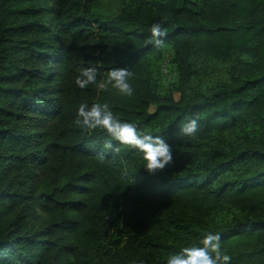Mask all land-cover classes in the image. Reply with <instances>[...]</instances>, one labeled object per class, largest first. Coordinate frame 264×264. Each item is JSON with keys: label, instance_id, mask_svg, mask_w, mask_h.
I'll list each match as a JSON object with an SVG mask.
<instances>
[{"label": "trees", "instance_id": "1", "mask_svg": "<svg viewBox=\"0 0 264 264\" xmlns=\"http://www.w3.org/2000/svg\"><path fill=\"white\" fill-rule=\"evenodd\" d=\"M116 65L133 96L74 82ZM81 102L163 135L173 163L149 174L128 146L101 162ZM192 112L200 130L181 141ZM207 231L232 264H264V0H0V262L165 264Z\"/></svg>", "mask_w": 264, "mask_h": 264}, {"label": "clouds", "instance_id": "2", "mask_svg": "<svg viewBox=\"0 0 264 264\" xmlns=\"http://www.w3.org/2000/svg\"><path fill=\"white\" fill-rule=\"evenodd\" d=\"M149 43L154 48H163L166 44L168 28L162 18L153 21L150 26ZM134 73L129 67L113 66L107 70L106 79H97V68L81 67L75 76V84L80 89L96 85L100 89L111 85L120 95L131 97L135 88L131 83ZM200 113L192 112L180 119L176 125V135L183 141L194 138L200 130ZM75 123L83 129L102 130V141L98 157L101 162L120 153L122 146H128L139 153L144 161L143 167L149 174L162 172L173 163L174 145L163 135H153L142 130L136 124L119 119L107 102H81L76 109ZM121 227L123 225H120ZM233 257L222 245L218 232L207 231L196 244L183 247L179 252L170 254L165 264H232ZM2 264V262H0ZM140 264H144L143 261Z\"/></svg>", "mask_w": 264, "mask_h": 264}, {"label": "rangeland", "instance_id": "3", "mask_svg": "<svg viewBox=\"0 0 264 264\" xmlns=\"http://www.w3.org/2000/svg\"><path fill=\"white\" fill-rule=\"evenodd\" d=\"M162 74H163V79L165 82L170 81V79L173 78V75H171L169 71V63L168 59L165 60V62L162 64ZM227 64L225 63H218L214 69L213 72L210 74L212 75L213 81H218V82H224L227 79Z\"/></svg>", "mask_w": 264, "mask_h": 264}]
</instances>
